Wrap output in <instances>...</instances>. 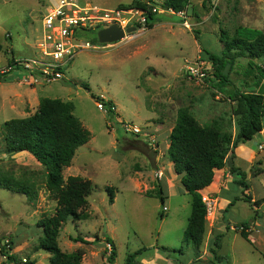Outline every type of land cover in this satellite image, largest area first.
I'll list each match as a JSON object with an SVG mask.
<instances>
[{"label":"rangeland","instance_id":"374dc122","mask_svg":"<svg viewBox=\"0 0 264 264\" xmlns=\"http://www.w3.org/2000/svg\"><path fill=\"white\" fill-rule=\"evenodd\" d=\"M55 1L0 0V68L11 60L38 56L35 44L41 35V18L48 8L55 6ZM132 1L78 0L80 6L103 10L122 9L119 7ZM203 2L190 0L186 12L190 30L182 26L179 17L161 12L154 17V28L144 27L141 31L137 26L136 32L112 44L95 40L99 25L78 30L80 43H88L91 48L73 56L62 70L60 81L30 85L9 75L0 77V171L4 176L32 184L38 194L36 201L29 202L23 195L0 188V246L2 242H12L10 253L18 264H49L50 254L38 249L42 231L37 223L54 213L56 202L46 190V173L41 165L23 155L25 152H4L1 126L7 120L32 115L41 98L72 103L74 116L91 135L89 142L76 150L70 166L62 171L64 179L79 176L92 182L93 189L87 197L90 216L85 221L67 220L62 225L57 240L61 251L82 249L83 264H109L110 249L104 239L108 238L116 245L113 264H125L127 257L137 251L139 254L131 264L141 259L156 260V255L163 258L156 264H211L209 248L217 238V255L226 264H264V246L250 241L249 236L248 240L243 238L241 224H230L232 219L245 220L248 235L259 229L264 233V137L259 135L243 144L245 149L236 155L235 164L246 174L249 192L236 183L234 174V183L229 184L226 196H219L234 202L223 213L229 228L214 227L215 205L199 250L182 242L191 212L190 195L179 184L180 177L167 157L177 111L188 108L201 125L225 120L227 130L233 131L232 122L229 126L233 103L213 87L217 81L211 76V63L203 59L200 48L220 56V30L229 35L237 26L264 31V0H210L204 2L206 7ZM162 3L163 0H156L152 8L158 10ZM199 61L209 65L203 82L190 80L187 74V67ZM246 64L247 60L239 57L225 69L236 85L243 78ZM32 89L35 99L26 95ZM99 98L111 101L116 114L109 116L98 110ZM122 123L149 128L156 136V151L149 148L143 136L125 133ZM259 142L263 149H252L253 143ZM252 156L255 158L249 163ZM231 159L229 153V171ZM107 188L113 190L112 204ZM159 188L163 190L164 203L160 201ZM243 197H250L251 203L238 200ZM257 215L261 219L254 225L250 221ZM75 237L91 245L74 243ZM96 237L98 241L93 242ZM4 261L0 256V264Z\"/></svg>","mask_w":264,"mask_h":264},{"label":"trees","instance_id":"16d2710c","mask_svg":"<svg viewBox=\"0 0 264 264\" xmlns=\"http://www.w3.org/2000/svg\"><path fill=\"white\" fill-rule=\"evenodd\" d=\"M155 1L133 0L129 5L119 8L142 12L145 16L144 27L151 29L157 14L152 11ZM204 2L202 5L206 7ZM189 3L190 0H163L161 7L178 13L187 10ZM95 40L98 41L97 37ZM219 42L223 45L220 56L200 49L203 59L211 63V76L217 81L213 87L233 103L229 122V126L231 122L233 123V131L227 130L226 121L221 119L201 125L188 108H180L169 134L167 148V157L172 163L173 171L180 177L182 187L190 195L191 212L182 235V242L191 244L197 250L202 245L207 223L201 192L210 186L215 171L226 166L227 155L232 153L233 158L234 149L251 142L254 136L264 129V31L237 26L229 35L226 31L220 30ZM239 57L245 58L247 64L241 75L243 78L236 85L230 80L225 69L227 65H233ZM11 63L13 60L8 64ZM105 105L109 116L116 114L111 110L114 107L111 101H106ZM1 128L4 152L7 155L25 152L33 157L45 169L46 190L56 202L54 213L43 216L37 223V227L42 231L38 249L50 254L49 264H83L85 253L82 249L65 253L59 248L57 240L60 229L67 220L80 222L89 219L90 216L87 197L93 189L92 182L79 176H69L66 179L62 176L63 169L70 166L76 150L89 142L90 132L74 116L72 103L50 98H41L37 110L32 115L7 120ZM230 172L237 175L236 183L247 190L246 174L233 165ZM0 188L23 195L29 202L36 201L38 196L32 184L4 176L1 171ZM107 191L109 203L112 204L113 190L107 188ZM158 191L160 201L164 203L163 190L159 188ZM242 199L250 202V197ZM240 226L242 227L240 235L248 240L247 225L244 223ZM98 239L96 237L93 242ZM72 241L91 245L80 237H75ZM105 241L111 247L107 262L113 264L116 248L110 239L105 238ZM11 244L9 241L0 246V256L5 258L3 262L5 264H18L15 256L10 253ZM217 249H219L217 238H214L209 248L211 264H226V260L217 255ZM138 254L139 251L129 255L125 264L134 262ZM20 264L35 262L25 261Z\"/></svg>","mask_w":264,"mask_h":264},{"label":"built area","instance_id":"2783aa9c","mask_svg":"<svg viewBox=\"0 0 264 264\" xmlns=\"http://www.w3.org/2000/svg\"><path fill=\"white\" fill-rule=\"evenodd\" d=\"M203 1L200 0V3ZM152 11L175 15L182 20V26L190 30L186 10L174 13L172 9L161 7ZM144 23L143 13L134 9L103 10L89 5L80 6L78 0H56L55 6L48 8L41 18V35L35 44L38 56L14 60L13 63L0 68V77L9 75L30 85L60 81L63 78L62 70L73 56L78 51L91 48L88 43H80L79 37L76 36L78 30H90L97 25L103 29L117 24L123 31L130 26H140L143 31ZM208 70L209 65L199 61L187 67V74L190 80L203 82ZM99 99L102 101L96 102L97 109L106 111L108 115L105 101ZM111 110L115 111L114 107ZM122 129L132 136H143L149 148L156 151V136L149 128L142 129L133 124L122 123ZM256 147L258 150L263 149L262 145L256 144ZM161 176V172H158V177ZM202 201L205 204L207 222L209 216L214 213V203L207 196H202ZM106 245L111 249L109 244Z\"/></svg>","mask_w":264,"mask_h":264},{"label":"crops","instance_id":"0c3cea01","mask_svg":"<svg viewBox=\"0 0 264 264\" xmlns=\"http://www.w3.org/2000/svg\"><path fill=\"white\" fill-rule=\"evenodd\" d=\"M201 4V3H200ZM188 9V8H187ZM193 10V9H192ZM187 12V10H186ZM154 28V27H153ZM151 31V30H150ZM35 94L36 92L34 91V89H32L30 91V93H26V95L31 98L33 97V99H35ZM37 98V96H36ZM161 124H164V123H160ZM159 125V126H160ZM174 125V123H173ZM172 125V127H173ZM171 127V128H172ZM171 131V129H170ZM259 136L261 137H264V129L258 134ZM261 142H264V139L262 138V141ZM261 142L259 143H256L257 145H262L260 144ZM263 146V145H262ZM168 147V146H167ZM243 149H245V147L243 145H239L235 150H234V154H233V159L231 160V164L234 165V167L236 168H239L240 167L235 164L236 162V155L238 153V151H243ZM252 149H257V147H252ZM232 154V153H231ZM23 155H29V154H23ZM30 156V155H29ZM255 158V157H254ZM253 156L251 157L249 163L254 159ZM33 159V157H32ZM34 160V159H33ZM35 161V160H34ZM36 162V161H35ZM37 163V162H36ZM172 166V165H171ZM241 170V169H240ZM233 174H231V172L228 170V168L225 166L223 169L221 170H218V171H215L214 173V177H213V181L212 183L210 184V186L206 187L202 192L201 194L202 195H205L207 197H209L213 203H214V206L216 205V222H215V228H217L218 230L220 229V226H223L225 229H228L229 226L227 224H229L227 221L224 220V214L226 212V207L229 205V204H233L234 202H230L229 200L225 199V198H222L220 199V195L221 196H226V192L229 190V184L230 183H234L233 182ZM233 177V178H232ZM179 184L181 185L180 183V180H179ZM182 186V185H181ZM173 187H176V185H174ZM184 189V188H183ZM249 192V190H246L245 192ZM186 192V191H185ZM249 195V194H248ZM166 196H168V192L166 193ZM223 200V201H222ZM238 200H243L242 198L238 199ZM250 203H251V198H250ZM214 211H215V208H214ZM257 212V211H256ZM258 213V212H257ZM222 218V220H221ZM261 219L259 215H257V217H254L253 221H250V222H255L254 225H258V220ZM240 220V219H239ZM231 223H236V224H247V221L245 220H240L238 222H236L235 220L232 219V222ZM264 223V222H262ZM207 224V223H206ZM261 225V224H260ZM249 239L250 241H253L254 243H258L259 245L261 246H264V233L261 231V229H259L256 233L252 232L250 233L249 235ZM105 239V238H104ZM111 240V239H110ZM116 248V245L114 243L113 240H111ZM157 260H163V258L159 255H156V260H152V261H146L144 259H141L139 262H137L136 264H156V261Z\"/></svg>","mask_w":264,"mask_h":264},{"label":"water","instance_id":"95a60500","mask_svg":"<svg viewBox=\"0 0 264 264\" xmlns=\"http://www.w3.org/2000/svg\"><path fill=\"white\" fill-rule=\"evenodd\" d=\"M133 32H136V28L134 27H128L123 31L117 24H112L106 28L100 29L96 35L100 44H112L123 40L127 34ZM253 147H256V143H253ZM2 244H4V242H2Z\"/></svg>","mask_w":264,"mask_h":264}]
</instances>
